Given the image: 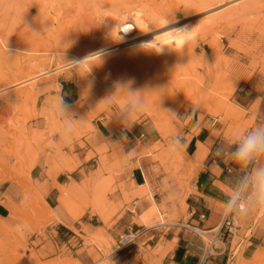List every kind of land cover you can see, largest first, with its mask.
<instances>
[{
    "label": "rangeland",
    "instance_id": "rangeland-1",
    "mask_svg": "<svg viewBox=\"0 0 264 264\" xmlns=\"http://www.w3.org/2000/svg\"><path fill=\"white\" fill-rule=\"evenodd\" d=\"M200 2L0 0V183L20 190L4 205L9 216L0 219L1 264H128L134 253L144 264H160L189 234L185 199L193 168L204 157L186 153L185 142L193 138L197 148L214 138L213 156L229 158L231 177L241 186L243 210L231 234L221 230L226 264H257L264 255V200L256 176L264 153L247 161L236 156L250 132L264 129V0H208L202 13L195 7ZM157 14L165 19L156 25H170L159 36L161 45L113 66L112 54L146 49L125 44L144 32L134 31L132 19ZM188 16L192 23L207 19L205 27L167 44L171 25ZM177 47L180 53L172 51ZM93 53L102 63L89 73L94 61L71 64ZM117 81L144 92L145 107L129 127L119 111L123 98L106 101ZM180 82L191 90L177 93ZM152 85L160 89H147ZM69 126L73 131L65 137ZM79 150L80 161L71 157ZM41 156L49 178L88 163L81 182L59 187L71 226L60 224L30 179ZM137 167L146 178L141 188L123 181ZM148 214L150 227L142 221ZM140 227H152L150 242L111 255L118 236ZM200 235L208 249L214 234ZM252 235L262 238L261 245L246 250L243 237ZM215 248L210 254L223 250Z\"/></svg>",
    "mask_w": 264,
    "mask_h": 264
},
{
    "label": "crops",
    "instance_id": "crops-1",
    "mask_svg": "<svg viewBox=\"0 0 264 264\" xmlns=\"http://www.w3.org/2000/svg\"><path fill=\"white\" fill-rule=\"evenodd\" d=\"M98 131L104 137L101 130ZM212 139L207 141V147L204 146L203 161L197 164L199 168H193L195 169V175L188 185L185 206L187 213L186 228L189 234L182 236V241L184 242H178L173 251L166 255L160 264H226L229 260L225 255L227 239L225 241L222 239L221 227L227 208L230 205L232 194L238 184L231 177V169L228 166V162H226L229 161V158L227 160V158L224 159V156L220 158L213 156L216 147L215 145L211 146L214 140ZM198 142L195 138L185 142V150L188 155H194ZM81 154V150L73 151L71 157L75 156V159L80 161L84 158ZM87 164L79 165L72 172H62L53 178H49L44 173L45 157L41 156L30 171V179L36 182L38 189L43 193L45 206L53 212L60 224L65 227L71 226L74 221L67 215L64 208L59 205V187H69L72 183L77 185L81 182L82 173L85 174L87 171ZM123 181L134 185L136 188H141L145 186L146 178L142 169L137 167L127 172L123 177ZM19 193L20 190L14 185L0 183V219H5V217L9 216L4 205L15 200L20 195ZM222 206L226 207L225 212H222ZM216 229H218L217 232H214ZM199 233L214 234V237L211 236L214 238V247L215 244H219L223 246V250L210 254ZM243 242L247 243L246 250L248 248L252 250L261 245L262 238L252 235L249 239L243 237ZM136 254H133L128 264H144L143 260H140V257H137Z\"/></svg>",
    "mask_w": 264,
    "mask_h": 264
},
{
    "label": "bare ground",
    "instance_id": "bare-ground-1",
    "mask_svg": "<svg viewBox=\"0 0 264 264\" xmlns=\"http://www.w3.org/2000/svg\"><path fill=\"white\" fill-rule=\"evenodd\" d=\"M207 1V2H206ZM207 3H208V0H202V2H200V3H198V4H196V9H199L200 11H201V13L203 12L202 10H205V9H207V10H209L208 8V6H207ZM219 9V8H218ZM206 10V11H207ZM213 10V9H212ZM205 11V12H206ZM209 13V12H208ZM211 13V12H210ZM173 14H174V12H173ZM200 14V13H199ZM205 14V13H204ZM163 15V14H162ZM162 15H160V14H157V15H150V16H148L147 18H145V17H143V18H140V19H138V20H134V18L132 19L133 20V22H132V27L134 28V31H138V30H142V31H144L143 32V34L142 35H140V36H138L137 38H133V40L132 41H130V42H127V43H125L126 45H127V47H129V46H132V45H135L137 48H138V46H145L146 47V49H143V50H141V49H138V50H136V51H134V52H131V53H127V54H119V55H117V54H112V55H116V56H114L113 58L115 59V61L113 62V61H111L112 63V65L113 66H119V64H121V63H124V62H128V61H131V60H137V59H139L140 57H144V56H146V53L148 54V53H151V52H149V48L150 47H158V46H160L161 45V42H160V39H159V36L160 35H162V34H164V33H166L168 30H169V28H170V25H164V24H162V26L161 25H156V23L157 24H159L160 22H162V20L163 19H165V17L164 16H162ZM169 15V14H168ZM208 15V14H207ZM146 16V15H145ZM173 16V15H172ZM193 16H188V17H185V18H183V19H180V20H177V21H175V23L173 24V25H171V27H174L175 28V32L174 33H172L171 34V37L169 36L167 39H165V41L167 42V44H171V43H173V42H175L176 41V39H178V38H184V37H186V36H188V35H190L191 34V29L192 28H195V29H197L198 31H201L204 27H205V25H203V23L207 20V19H204L205 21H203V20H201V21H196V22H194V23H192L191 22V20H194L195 18H193ZM199 18V17H198ZM130 20V19H129ZM131 20V21H132ZM199 20V19H198ZM154 25V26H153ZM153 26V27H152ZM150 28V29H149ZM128 40H130V39H128ZM12 41V40H11ZM149 47V48H148ZM123 50H125V49H123ZM174 53H180L181 52V48L180 47H177V48H174L173 50H172ZM256 51V50H255ZM15 53V52H14ZM1 54H3V53H1ZM93 54H95V53H93ZM4 56V55H3ZM2 56V57H3ZM7 56V55H6ZM5 56V57H6ZM89 56V55H88ZM251 56V55H250ZM9 57V56H8ZM4 58V57H3ZM2 58V59H3ZM11 58L14 60V58L15 59H17L16 57H12L11 56ZM113 58H110V59H113ZM6 59V58H5ZM30 59V58H29ZM33 58H31V60H32ZM110 59H109V61H110ZM18 60V59H17ZM28 61V60H27ZM105 61V60H104ZM107 61V60H106ZM10 62V61H9ZM30 64V63H29ZM110 64V63H109ZM110 64V65H111ZM16 65V64H15ZM12 67H15V66H12ZM16 68V67H15ZM17 69V68H16ZM19 70V69H18ZM118 69H116V71H117ZM46 73V72H45ZM44 73V74H45ZM116 73V72H115ZM117 73H119V72H117ZM6 76V75H5ZM119 76V75H118ZM0 78H2V77H0ZM32 78V77H31ZM35 78V77H34ZM30 79V78H29ZM8 81V80H7ZM6 81V82H7ZM30 81H31V79H30ZM6 86H8V85H6ZM11 87H12V85H11ZM7 87H5V89H6ZM175 88H176V91H177V93L179 92H181V93H185V92H188L189 90H191V87H189V85L188 84H186V83H184V82H180V83H176V85H175ZM174 88V89H175ZM147 89H150V91H158L160 88H157V86H154V85H152V86H147ZM160 93V92H159ZM122 99L123 97L121 96V95H119V94H117V97L116 98H114L115 100L116 99ZM116 103V102H115ZM233 115V114H232ZM214 139V138H213ZM212 139V140H213ZM211 141V140H210ZM214 141V140H213ZM207 147V146H206ZM204 153H205V148L202 146V145H200L199 144V146H198V148H197V151H196V153H195V159H201L202 157H203V155H204ZM195 162V161H194ZM193 162V163H194ZM197 163V162H196ZM51 162H47V168H49V167H51ZM35 165V163L33 164V166ZM198 166V165H197ZM200 166V165H199ZM33 168V167H32ZM17 182V181H16ZM27 191V190H26ZM30 192V191H29ZM28 192V193H29ZM27 193V192H26ZM27 195V194H26ZM8 208V207H7ZM262 210V209H261ZM65 211L70 215V210L69 209H65ZM262 211H264V210H262ZM261 214V213H260ZM150 218H151V216H149V214H148V216H146L142 221H143V223H145L146 225H148L149 223H151L150 222ZM58 220V219H57ZM152 220V219H151ZM151 226V225H150ZM149 225H148V227H150ZM218 229H216V231H217ZM213 232V231H212ZM116 242V241H115ZM113 253V252H112ZM1 264V263H0ZM257 264H264V255H261L260 257H259V259L257 260Z\"/></svg>",
    "mask_w": 264,
    "mask_h": 264
},
{
    "label": "clouds",
    "instance_id": "clouds-1",
    "mask_svg": "<svg viewBox=\"0 0 264 264\" xmlns=\"http://www.w3.org/2000/svg\"><path fill=\"white\" fill-rule=\"evenodd\" d=\"M90 61H94L95 63L90 64L88 73L91 71L93 66H97L102 63V56L99 53L90 54L81 60L72 61L71 64L79 66ZM114 88L115 91L106 101H113V99L117 97L118 93L121 94L123 97V103L119 106V111L124 113V116L121 118L122 122L129 127V124L132 122V118L145 107L144 92L134 88L132 82L130 81H117L114 84ZM58 107L61 113L68 110L63 104L62 96ZM72 131L73 129L70 126L67 127L65 129L64 136L66 137L67 133ZM257 153H264V129H257L250 132L240 144L236 152V156L240 161H247ZM256 176L260 190L259 199L264 200V169H260L256 173Z\"/></svg>",
    "mask_w": 264,
    "mask_h": 264
},
{
    "label": "built area",
    "instance_id": "built-area-1",
    "mask_svg": "<svg viewBox=\"0 0 264 264\" xmlns=\"http://www.w3.org/2000/svg\"><path fill=\"white\" fill-rule=\"evenodd\" d=\"M242 201L241 186H238L232 194L230 205L227 208L226 215L222 221L221 228H224V232L227 231L228 234H231L234 227L235 214L243 210ZM151 229L152 227H140L136 230L130 229L125 231L118 236L115 242V249L111 255L121 256V254H125L126 252L129 253L131 250H134L135 252L139 251V245L144 246L153 239ZM213 240L214 238L211 239V243L208 246V249L210 250L216 249Z\"/></svg>",
    "mask_w": 264,
    "mask_h": 264
}]
</instances>
